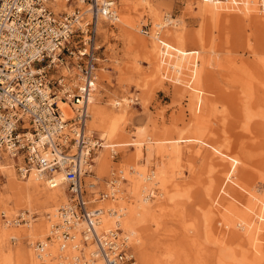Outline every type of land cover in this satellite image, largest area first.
<instances>
[{"label": "bare ground", "instance_id": "bare-ground-1", "mask_svg": "<svg viewBox=\"0 0 264 264\" xmlns=\"http://www.w3.org/2000/svg\"><path fill=\"white\" fill-rule=\"evenodd\" d=\"M123 1L125 10H128L129 0ZM201 2L205 11L211 15L212 20H217L224 13H229L230 10L237 8L233 6V2L237 3L236 0H201ZM55 3V10L57 12L66 7L63 0H56ZM243 3H246V1L244 0ZM242 5L239 11L245 14L246 10L244 11ZM253 9L255 8L247 6V17L252 18L251 13L254 12ZM114 19L117 20L114 24L119 23L128 31L130 39L141 41V45L143 44V47H141L144 48L153 63L160 69L159 71L174 72L176 81L181 82V77L178 74L184 75L182 73L183 69L188 67L189 61L194 62L195 57H190L187 51L184 50L183 42L185 41L180 32L175 31L171 32V35H166L168 41H163L160 37L161 32L167 27H178L176 19L167 18L165 21H156L154 23L155 29L148 40L140 39L137 34V32H140V25L136 24L131 16H122L119 10L116 12ZM214 27L216 28V26ZM170 41H174L178 45V48L173 47L169 43ZM199 58L201 62H195L197 64L196 67L192 72L188 73L190 76L189 81L191 82L189 87L192 89L190 92L194 96L203 85V70L206 65V60L198 55ZM252 70L255 71V69ZM253 76L254 78L258 77L262 81V89H260L264 95V72ZM98 82L99 74L98 79L93 82L88 81V87H91L89 92H91H86L84 102H79V106L70 102L59 103L64 121L73 120L74 124L79 119L84 121V135L89 143L95 147V154L89 163L83 159V157L89 158V153L81 149V139L75 144L66 142L68 146L73 148V151L80 153L83 159L81 162L77 161L79 162L78 169L81 168L83 175L80 192L87 205L89 204L91 208L88 207L94 212L95 220L92 219L93 221L90 222L86 218H83L85 220H81L79 223L69 222V216L75 208L70 205L68 195L70 183L63 162L60 169L54 171V173L38 170L36 167H30L31 169L28 170L23 155H19L16 151H0V173L5 176L4 179L7 178L8 180V189L10 190L11 197L17 203V206H26L28 208V214L21 212L22 217L26 219V224L22 230L14 229V225H9L11 223L10 219L9 223L3 222L0 219V240L5 241L11 235H16L17 239L27 238L30 245L28 264H105L101 256L97 255L98 252L95 251V247L97 246L92 243L84 245V238L82 237L84 228L88 227L92 229V227L99 225L97 233L111 229H120L122 239L129 244V253L134 256L136 264L138 258L135 256L132 246H135L139 254L140 264H173L178 260L177 254H181L182 249H179V247H193L196 252L203 254L204 248H202V243H199L201 236L196 224L197 222H194L195 219L194 221H191V219L187 223L185 222L183 225L184 232L180 239L176 241L180 237L177 233L169 235L166 239V243H170L166 246L169 248L167 249L168 255L166 259L161 258L158 250H156L157 247H161L159 246V241L154 242V239L151 237L152 235L148 232V223L151 219L155 221L154 224L157 229L161 227L162 220L166 219V217L175 216L174 221H179L180 219L178 216L180 211L177 208L178 202L174 203V208L172 206L169 208V205L174 202L175 195L170 194V184L168 183L171 182L170 179L173 176L169 177L171 174H169L170 171L166 162L156 163L155 169H152L151 172H149L148 166L152 162L149 163L147 161V166L142 168L130 166V171L125 169L122 176H119L112 183H107L106 197L97 195V184L94 182V176L99 179L103 178L104 169L112 164L115 155L118 153L116 148L122 146L115 144L114 140L118 138L122 130L120 122L125 118L126 108L124 106L127 107L131 101L129 98L124 97L121 101L113 99L109 107L104 108L100 106L101 94L96 88ZM243 100L245 101V99ZM123 102L124 106L122 107ZM85 116L87 120H85ZM244 126L246 125L244 124ZM65 127H67V132L72 137L74 136V139L75 137H80L81 131H77V125L75 127L72 123H69ZM195 128L193 127V130ZM144 130H139L138 140H135V143L139 144L140 157L141 146L144 142L142 140ZM73 131L75 135H73ZM248 137L250 138V143L235 141L234 144L232 143L233 146H231L230 141L205 142L204 140L207 138L203 139L197 135L183 136L167 140L166 142H158L150 137L146 140L147 151L151 157L157 153L161 154L162 157L169 158L171 161L172 159L178 160L184 156L185 150H188L191 154L201 156V160L210 169L220 168L218 172L224 175H217L216 179H212L209 183L208 186L214 198H209L210 200L205 202L201 215V225L207 234L206 236H209L207 238H210L208 241L210 240V243L212 242L213 245H216V251L220 252V254H216L217 257L215 258L217 261L215 264H264V155L260 160L252 159L256 151H264V132L259 134L254 129ZM206 145L213 150H208ZM234 148L239 150L238 155L226 153V150ZM43 153L47 160L50 161L55 160L54 158L64 159L63 153L53 141L51 149L42 151L40 155ZM75 158L71 157L70 159ZM171 167H174V165ZM15 169L21 180L18 179L19 177ZM20 169L23 171V176L19 172ZM173 173L172 175H174ZM64 184H67V187ZM180 187L181 184L179 183L176 186L177 191ZM156 189L158 192H156ZM180 193L178 191L176 194L179 195ZM32 198L37 200L39 209V217L37 219L33 216L36 213L32 211ZM7 200L5 199V201ZM3 209L5 212L11 214L9 218H12V214L16 213V211L5 205ZM61 209H65L63 213ZM65 218L67 220L63 222L62 219L65 220ZM38 219L40 223L36 224L35 221ZM13 222L16 225L18 224L16 219ZM63 228H72V236L66 242L62 241L58 232ZM170 232L173 233L174 231ZM86 237L88 240H91L93 238L92 233H86ZM37 241H41L44 247L43 250L38 251L36 249L38 247ZM213 254L210 256L214 257ZM213 257L210 258V261L214 259ZM208 264L214 263L210 262Z\"/></svg>", "mask_w": 264, "mask_h": 264}, {"label": "rangeland", "instance_id": "rangeland-1", "mask_svg": "<svg viewBox=\"0 0 264 264\" xmlns=\"http://www.w3.org/2000/svg\"><path fill=\"white\" fill-rule=\"evenodd\" d=\"M236 1L237 3H232L235 8L237 7L236 9L224 13L217 20H212L201 0H129L128 10H125L124 1L120 0L121 15L131 16L135 23L140 25V32L137 34L142 40H148L151 37L156 21H165L167 18L176 19L178 27H167L161 32L160 37L163 41H168L166 35H171V32L175 31L180 32L185 41L183 42L184 50L190 57H195V61H189L188 67L183 69L184 75L178 74L181 82L176 81L174 72L159 71L160 69L142 48L141 41L130 39L128 31L121 24L111 25L101 22L98 28V45L101 47L102 55L98 63L99 82L96 88L101 94L100 106L109 107L113 99L121 101L124 97L129 98L132 103L130 101L129 107L122 103V107L126 108L125 118L120 122L122 125L120 135L114 140L115 144L122 146L116 148L118 153L112 164L104 169L103 178L94 176L97 195L106 197L107 183H112L122 176L125 169L130 171V166L142 168L147 166V161L152 162L148 166L151 172L155 169L156 163L166 162L171 174L169 177L173 176L168 183L170 194L175 195L174 202L171 201L169 208L171 206L174 208V203L177 201L180 219L174 221L175 216L166 217L162 220L160 230L155 227V221L151 219L148 223V232L152 235L154 242L159 241L161 247H157L156 250L161 258L166 259L167 249H169L166 246L170 244L166 243V239L174 233L180 236L176 241L180 239L185 222L195 219L194 222H197L201 236L199 243H202L204 248L203 254H199L193 247H190L191 249L179 247L182 250L181 254H177L178 260L175 262L177 264H208L210 262L215 264L217 261L215 257L220 252L216 251V245L208 241L210 238H207L209 236H206L201 225V215L205 202L214 198L211 195L209 183L212 179L215 180L217 175H224L218 172L220 168L210 169L201 160V156L191 154L188 150H185L184 156L178 160L171 161L157 153L151 157L147 151L146 140L150 137L158 142H166L183 136L197 135L203 139L207 138L205 142L230 141L233 146L235 141L250 143L248 136L254 129L259 134L264 132V95L261 91L263 83L258 77L253 76L264 72V0H245L246 3H243L244 0ZM241 5L246 12H248L247 6L255 8L251 13L252 18L246 16L248 13L243 14L239 11ZM169 43L178 48L174 41ZM198 55L206 60V65L203 70V85L194 96L190 92L192 89L189 87L191 82L188 73L196 67L195 62H201ZM193 127H196L195 130ZM141 129L145 130L140 157L139 144L135 143V140H138V132ZM206 148L213 150L209 146ZM237 150L235 148L226 150V153L238 155L239 150ZM263 155L264 151H256L252 159L260 160ZM12 164L14 165L13 162ZM173 165L174 167H171ZM172 173L176 176L174 177ZM0 175V219L3 222H8L10 219L9 225H14V229L22 230L26 221L21 222L20 216L22 213L28 214V208L17 206L9 192L7 178L4 179L5 176L1 173ZM17 176L21 180L18 173ZM179 183L181 187L178 191L181 193L178 195L176 186ZM64 185L67 187V184ZM156 192H158L157 189ZM5 199L8 200L5 201ZM4 205L16 211L12 214V218H9L11 217L9 212L4 211ZM32 205V211L36 213L33 216L37 219L39 209L37 200L34 198H32ZM11 219H16L19 223L16 225ZM39 221L38 219L35 223L38 224ZM17 238L16 235H11L5 241L0 240V264H28L29 242L27 238ZM39 243L41 241H37V245ZM132 248L138 258L137 264H140V257L135 246ZM211 253L214 257L210 256ZM211 257L214 258L212 261H210Z\"/></svg>", "mask_w": 264, "mask_h": 264}, {"label": "built area", "instance_id": "built-area-1", "mask_svg": "<svg viewBox=\"0 0 264 264\" xmlns=\"http://www.w3.org/2000/svg\"><path fill=\"white\" fill-rule=\"evenodd\" d=\"M63 1L66 7L57 12L56 0H0V151L23 155L28 170L36 167L54 173L63 162L70 183V205L75 208L69 222L79 223L83 218L92 222L95 214L80 192L83 175L78 165L93 158L95 147L85 137L81 119L75 121L81 131L79 138L67 132L65 125H76L73 120H63L59 103L84 102L91 89L88 81L98 79L99 23L114 25L120 0ZM79 139L89 158L82 159L66 143L75 144ZM52 141L63 153V160L50 161L44 153L40 155L51 149ZM19 172L23 176L21 169ZM20 221L26 219L21 215ZM98 227L83 229L84 245H96L105 264H136L120 229L97 233ZM71 229L58 231L62 241L71 238ZM86 233H92L93 238L88 240ZM38 249H44L41 243Z\"/></svg>", "mask_w": 264, "mask_h": 264}, {"label": "crops", "instance_id": "crops-1", "mask_svg": "<svg viewBox=\"0 0 264 264\" xmlns=\"http://www.w3.org/2000/svg\"><path fill=\"white\" fill-rule=\"evenodd\" d=\"M100 55H102L101 52H100Z\"/></svg>", "mask_w": 264, "mask_h": 264}]
</instances>
